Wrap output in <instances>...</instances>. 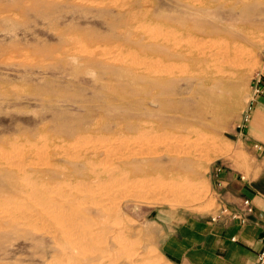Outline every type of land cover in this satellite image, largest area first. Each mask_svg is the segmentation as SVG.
<instances>
[{
  "label": "rangeland",
  "instance_id": "rangeland-1",
  "mask_svg": "<svg viewBox=\"0 0 264 264\" xmlns=\"http://www.w3.org/2000/svg\"><path fill=\"white\" fill-rule=\"evenodd\" d=\"M192 1L0 0V264H77L65 260L71 253L67 241L72 230L65 219L71 206L66 202L64 211L57 207V195L79 180L84 166L63 157L66 146L115 133L113 147L126 151L129 137L143 135L141 123L171 120L176 104L183 124L162 131L157 141L154 134L144 138L151 151L168 148L182 155L181 161L169 167L165 157L149 155L120 166L104 188L110 195L105 211L114 229L107 244L112 257L99 256L87 264H169L159 246L174 226L188 219L206 222L221 211L213 166L238 155V146L228 140L242 112L244 118L250 94L254 97V77L261 71L264 0L211 12L196 10ZM209 21L232 24L229 39L243 42L232 61L234 77L211 87L195 77L192 67L191 75L165 82L161 107L139 103L149 95L141 70L151 50L175 61L170 47L155 44L149 35L168 22L192 26V36H198L197 24ZM235 26H251L250 32ZM189 48L180 51L177 62L197 58L195 48ZM212 88L218 94L208 97L205 92ZM200 105L208 111L185 114ZM117 119L133 129L115 132ZM139 137L135 143H145ZM71 168L75 171L69 175ZM39 189L53 192L57 205L50 208L64 219L61 226L37 214L41 199L34 192ZM23 213L33 215V221Z\"/></svg>",
  "mask_w": 264,
  "mask_h": 264
},
{
  "label": "bare ground",
  "instance_id": "bare-ground-1",
  "mask_svg": "<svg viewBox=\"0 0 264 264\" xmlns=\"http://www.w3.org/2000/svg\"><path fill=\"white\" fill-rule=\"evenodd\" d=\"M254 1L256 0H215V1L214 0H194L192 2L194 3V6L197 8L196 10H199V11L205 10V11L211 12V10H214L216 7L222 10H226V9L239 10L244 6V4L252 3ZM182 25H179L178 23L172 24V23L166 22L162 24V31H159L158 33L152 32L153 34L149 35L150 36L149 40H151L155 44H163V45L170 47L171 52L169 55L171 57H174L173 59H175V61H172L170 59V56L168 58L171 61L166 60L167 56L164 54L159 55L156 50H151L153 52H150L148 50L150 53L148 52L149 54L146 57L147 60H146L145 67L143 68V70H141V72H142V76L144 77L145 81L147 80L149 82V83H146V85L148 84L146 87V90L149 93V95L146 99L139 100L140 101L139 103H141L142 105H146L147 102L153 105H155L156 103L159 104L161 102V105H162V98H163L162 88L166 86L165 82L167 80L170 81L171 79H174L175 77L178 78L180 74L186 75L188 73V75H191L193 73L191 72L192 67L196 69L194 73L195 77H197L198 79H201L205 85H210L211 87H212V84L219 83V82L222 83L224 81L232 79L231 77H234L232 67H235V65L233 64L232 61L236 53H238L241 47H243L244 45H242L243 42L240 43V40H237L236 38L230 37L229 39L228 33L230 31V28L232 27L231 26L232 24L230 25L227 23H221V24L218 23L216 25L210 21L204 24L198 23L197 27H199V30L197 31L199 32L198 34H200L198 36H192V33H193L191 32L192 26H189V25L182 26ZM240 26H235V27L239 29L240 31H243L244 34H248L250 32L248 30L250 29L251 26L250 27H244V26L240 27ZM248 37L250 38L251 36H248ZM200 41L203 43L201 47L195 44L196 42H200ZM249 41L251 40L249 39ZM189 46H190L189 49L195 48V50L197 51V54L194 56H197V58H195L194 61L189 62V63L188 62L182 63L180 61L177 62L176 58L179 56L180 51L186 50ZM191 46L194 48H191ZM189 51L187 53L189 54L191 52V55H192L193 50H191L190 52ZM188 54L187 55L185 54V55L188 56ZM138 71L140 72V70ZM205 94L208 97L210 96L213 97L217 95L218 93L215 91V89L212 88V89H208L205 92ZM161 105L159 104V107H161ZM177 105L178 104L174 105L173 109L171 108V112L175 111L174 113L176 114V116H179V112H178L179 106L176 108ZM196 110L197 111L188 109L186 110L185 114L189 116H195L197 113L200 114L201 110L203 112L208 111L207 108H205L203 105L198 106ZM176 116H173L171 120H169L168 118L169 121L166 118L165 119L167 120L166 122L164 123L158 122L159 123L158 125L156 123L151 124V125H146L148 121L146 122V124H143L145 122L141 123L142 124L140 127L141 131H139V132H142L143 134L142 136H140L141 139L154 134L151 137H154V139L156 137L155 141H157V139H159L157 138V136L159 137L161 134H163L161 133L162 131L166 132V130H169V129H171L170 131H175L179 127V125L183 124L181 123V120H179ZM136 117L139 118L138 115ZM125 118H128V117H125ZM117 121L120 124H118V127H116L115 132L121 131V130H124L127 132L133 129L134 127V126L127 127L123 125L121 121H119V119H117ZM151 123H154V122H151ZM86 132L88 133L89 131H86ZM171 133L173 132H170L169 136L171 137H174V135L176 134V133H173V134ZM138 137L136 135V138H130V137L128 138V141H126L127 142L126 151L119 150L117 145L115 146V148L113 147L115 133H112L108 136L94 138V140L93 138H86V139L83 138V140L84 139L85 140L84 141L81 140L82 143L69 144L68 146H66L67 149L65 148L66 151L65 152L63 151L64 152L63 157H65L66 159L70 161H73L74 164L79 163L84 166L83 167L84 174H82L79 180H76L75 178L74 180L71 181V183L69 182L70 183L68 185L69 187H67L69 191L68 190L65 191L63 195L59 194L60 197L57 195V193H55L58 199L61 198V201H58L57 203L58 205L56 204L57 207H61V208L63 207V211H64L65 209L64 205L69 203V205L71 206V208L69 207L71 211L68 214L69 217L65 218L66 221L67 219H69V224L71 227V229L69 228V232L70 230H72V232L68 236L70 241L69 240L67 241L69 243L68 247L71 249L70 250L71 253H69L70 255L67 254V257L65 258L66 262L70 261L72 263L75 262L77 264H87V263H91L93 260H95L99 256H109L110 258L112 257V250L107 244L109 243L108 236L113 232L114 229L111 226V222H109L110 217L105 211L106 209L105 200L108 199L110 195L107 191L104 190V188L107 187L108 181L111 178H113L116 172L120 169V166L126 164L129 161H132L134 158H137V157L138 159H146L147 156L149 155L157 156L154 158L165 157L167 160V163L169 164V167L171 166L170 165L171 163L181 161L182 155L171 154V151L168 148L158 147L156 148L155 151H151V147L149 146L148 142L145 141L148 139L144 138L145 143L144 142L135 143ZM132 143H134V145L136 144V146L134 147ZM61 148L59 147L58 149H61ZM53 156H57V155H53ZM60 156L62 155H59V157ZM103 157L109 158L110 162L109 163L104 162L102 159ZM200 164L201 163H199V165ZM43 165L44 164L40 165V167ZM48 165L49 164L46 162L45 166L48 167ZM54 167L57 168V164H54ZM195 167H197V165ZM66 171L71 172L69 174L71 175L72 172L74 173L75 170L71 168ZM68 179L71 180V177H68ZM57 189H59V187ZM51 193L53 194V192ZM52 194H50V190H47V189L45 190L39 189L38 191L34 192V196L36 198H40L42 202L41 203L39 201V204L37 203V209H38V206L41 204V207H39L40 211L37 214L40 216L44 215V217L46 215V220L52 223L53 222L55 223L56 221V223L59 226H61L62 224L65 223V221L61 224L60 222H61V219L63 218L59 219L60 218L58 216L59 214L58 215L55 214L54 209L51 210L52 208H50L51 206L55 205L54 204L55 201H54V198L52 197ZM67 207L68 206H66V210H67ZM52 211H54V213ZM66 213L67 212L65 211V214ZM23 214L24 215L22 214L21 215L27 216V219L29 221H31L34 218L33 215H28V214L25 215V213ZM103 215H104V218H101ZM25 218L26 217H23V219ZM102 219L103 221H101ZM66 223L68 224V221ZM65 236L67 237V235ZM111 237H110L111 239H114L113 236ZM61 239L65 240V237ZM67 242L66 244L68 245ZM105 264H113V262L112 260H110L109 263H105Z\"/></svg>",
  "mask_w": 264,
  "mask_h": 264
},
{
  "label": "crops",
  "instance_id": "crops-1",
  "mask_svg": "<svg viewBox=\"0 0 264 264\" xmlns=\"http://www.w3.org/2000/svg\"><path fill=\"white\" fill-rule=\"evenodd\" d=\"M248 118L243 112L228 140L238 146V155L213 166L216 198L220 210L242 209L252 203L245 221L219 211L206 222L184 220L160 243L161 256L169 264H255L264 232V93L249 97Z\"/></svg>",
  "mask_w": 264,
  "mask_h": 264
},
{
  "label": "built area",
  "instance_id": "built-area-1",
  "mask_svg": "<svg viewBox=\"0 0 264 264\" xmlns=\"http://www.w3.org/2000/svg\"><path fill=\"white\" fill-rule=\"evenodd\" d=\"M264 93V53L261 59V71L257 72L254 77L253 87H252V95H258ZM248 118L247 111L244 112V121ZM253 211L252 203L250 200L242 201V209L238 211L229 212L227 209L221 210V212L226 213L231 219H240L241 221H245L246 217L249 216ZM261 228L264 232V220L261 222ZM255 264H264V239L261 250L257 253L256 263Z\"/></svg>",
  "mask_w": 264,
  "mask_h": 264
}]
</instances>
